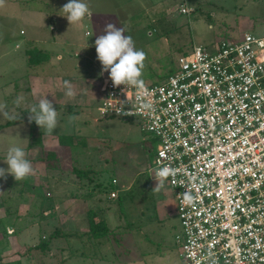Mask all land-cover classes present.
<instances>
[{
    "label": "rangeland",
    "instance_id": "374dc122",
    "mask_svg": "<svg viewBox=\"0 0 264 264\" xmlns=\"http://www.w3.org/2000/svg\"><path fill=\"white\" fill-rule=\"evenodd\" d=\"M68 2L4 0L0 5V104L17 117L47 98L58 112V127L51 133L29 122V113L23 122L0 128V168L9 167L8 149L19 146L35 170L21 181L10 173L0 178V259L9 264H182L175 242L181 232L175 193L168 181L154 190L157 137L142 130L136 117H102L98 111L102 78L109 74L100 75L95 39L109 23L122 28L146 53L142 79L149 85L170 74L179 55L194 44L214 51L219 40H236L246 31L264 36V0H189L195 9L189 14L179 12L180 0H84L92 14L77 24H70L62 9ZM34 22L44 25L36 30ZM28 36L36 40L30 43ZM35 49L62 59L52 67L46 61L30 64ZM65 81L74 97L65 94ZM8 121L0 113V125ZM60 134L68 144L59 143ZM32 136L56 152L53 166L43 161L38 147L29 148ZM111 189L119 190V199L111 197ZM92 210L95 221L105 220L111 229L100 240L88 234ZM43 241L47 246L41 249Z\"/></svg>",
    "mask_w": 264,
    "mask_h": 264
},
{
    "label": "built area",
    "instance_id": "2783aa9c",
    "mask_svg": "<svg viewBox=\"0 0 264 264\" xmlns=\"http://www.w3.org/2000/svg\"><path fill=\"white\" fill-rule=\"evenodd\" d=\"M188 1L180 0V13L194 11ZM146 87L151 110L136 104L134 88H114L105 76L98 111L136 117L157 137L154 175L163 166L178 169L167 181L181 263L264 264V36L246 31L219 40L214 51L194 44L170 74ZM127 95L132 104L124 111L132 115L118 114ZM185 191L192 205L183 203Z\"/></svg>",
    "mask_w": 264,
    "mask_h": 264
},
{
    "label": "clouds",
    "instance_id": "9594fccd",
    "mask_svg": "<svg viewBox=\"0 0 264 264\" xmlns=\"http://www.w3.org/2000/svg\"><path fill=\"white\" fill-rule=\"evenodd\" d=\"M3 2L4 0H0V5ZM62 9L67 13L66 18L70 24H77L84 20L86 16H91L92 14L89 5L84 0H69ZM95 49L97 53L96 58L102 65L100 75L107 72L114 88L121 85L134 88L136 90V104L144 110H151L153 105L150 101L146 100L149 90L142 79L146 53L143 50L135 48L133 38L125 35L122 28H117L114 24L109 23L105 26L104 34L99 35L95 39ZM64 87L67 89L65 94L68 97L76 95V92L68 81L64 82ZM21 101L22 98L17 97L15 104L19 106ZM119 101L121 111L118 114L132 115L131 112L124 111L126 103L132 104L131 98L127 95L126 100ZM5 108L6 105L0 104V113H3L9 120H17V117L10 115L5 111ZM28 113L29 122L35 121L38 126L46 129L48 133H51L58 127V112L53 106L52 101L47 98H42L38 104L31 106ZM4 161L9 167L7 169L0 168V178L7 179L6 174L10 173L16 181H21L35 174L31 161L26 158L25 150L19 146L9 148ZM177 174L178 169L171 166L159 168L155 174V179L158 183L154 187V190L159 192L164 187L168 178L175 177ZM182 199L185 205H192L195 197L191 192L185 191Z\"/></svg>",
    "mask_w": 264,
    "mask_h": 264
},
{
    "label": "trees",
    "instance_id": "16d2710c",
    "mask_svg": "<svg viewBox=\"0 0 264 264\" xmlns=\"http://www.w3.org/2000/svg\"><path fill=\"white\" fill-rule=\"evenodd\" d=\"M47 59H48L47 53H44L42 51V49H35V54L30 57L29 63L39 65L40 63H42L43 61H46ZM69 109L72 112V109L71 108H69ZM27 113H28V109L21 110V114L19 116H17V120H15V121L10 120L5 124H1L0 128L23 122ZM65 137H66L65 134H60L58 136V141L60 144H68L69 140L65 139ZM37 138L38 137L32 136L31 143H29V145H28L29 148L38 147L39 151H43V155H42L43 161H45L47 165L53 166L52 165L53 161H56V159H57L56 152L53 150H45L42 146V139L40 138V140H39ZM35 140H37V141L35 142ZM70 141L72 142V138H70ZM58 167L59 166H55V169H57ZM71 171H73L74 173L77 171L78 174L80 175L79 170H76L75 168H73ZM113 179H116V178H113ZM113 179H112V184H114ZM114 190H116V189H114ZM116 198L117 199L120 198L119 193H118V196ZM90 213L91 214L89 216V231H88L89 236L94 238V239H99V240L107 237L109 235L111 229L106 224V221L105 220L95 221V219H94L95 212L92 210V212H90ZM55 234H59V232H55ZM46 246H47V242H45V241H43L41 244H39V247L41 249H44ZM0 264H9V263L4 262L0 259Z\"/></svg>",
    "mask_w": 264,
    "mask_h": 264
},
{
    "label": "crops",
    "instance_id": "0c3cea01",
    "mask_svg": "<svg viewBox=\"0 0 264 264\" xmlns=\"http://www.w3.org/2000/svg\"><path fill=\"white\" fill-rule=\"evenodd\" d=\"M25 18H27L26 16H24ZM33 22V21H32ZM35 23V22H34ZM44 22H37V23H35V27H36V30H38V29H40V28H42L43 27V24ZM51 29H53V26H51L50 27ZM55 28V27H54ZM53 31H54V29H53ZM20 33H21V31H20ZM21 34H24V33H21ZM38 34H39V32H38ZM49 37L53 40V42H56V39H55V37L54 36H50L49 35ZM26 40L28 41V42H30V43H32L34 40H36L35 38H32L31 36H28V38H26ZM45 53H47V52H45ZM48 54V59L46 60V62H49V67H52V66H54V65H56V63H58V61L59 60H61L62 59V57H61V55L60 54H58L55 58H57V59H55V58H53L54 57V55H52L51 53H47ZM54 64V65H53ZM58 65V64H57ZM31 76V75H30ZM33 77H35L36 78V75H32V78ZM53 77V76H52ZM53 78H55V77H53ZM37 79V78H36ZM49 79V78H48ZM48 79H47V81H48ZM38 83V85H39V87L41 86V80L39 79L38 81H37ZM74 82H75V80H74ZM73 82V83H74ZM43 83V86H44V84L46 83V79L42 82ZM28 90V89H27ZM31 90H32V88H31ZM38 90V89H37ZM29 91V90H28ZM33 93V92H32ZM53 134H51V135H47V136H45V137H51ZM43 139H44V136H43ZM56 170V169H55ZM117 184V183H116ZM116 191H119V190H116Z\"/></svg>",
    "mask_w": 264,
    "mask_h": 264
}]
</instances>
